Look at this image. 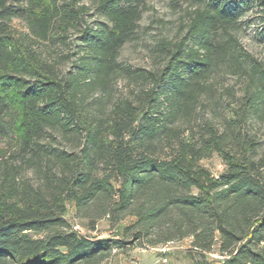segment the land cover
<instances>
[{
    "label": "trees",
    "instance_id": "16d2710c",
    "mask_svg": "<svg viewBox=\"0 0 264 264\" xmlns=\"http://www.w3.org/2000/svg\"><path fill=\"white\" fill-rule=\"evenodd\" d=\"M176 1L189 8L183 33L158 43L164 64L145 72L119 62L144 0H97L107 24L91 23L82 0H0V140L17 148L0 162V264H108L185 240L193 259L217 249L219 264H264L258 143L234 122L222 133L206 123L198 139L183 129L218 73L246 80L243 118L264 117V63L240 42L250 8L264 23V0ZM72 32L74 62L62 75L35 47L70 46ZM122 77L152 87L114 102ZM214 153L226 165L219 177L201 165ZM69 206L92 232L103 220L111 230L133 222L91 237L68 222Z\"/></svg>",
    "mask_w": 264,
    "mask_h": 264
},
{
    "label": "rangeland",
    "instance_id": "374dc122",
    "mask_svg": "<svg viewBox=\"0 0 264 264\" xmlns=\"http://www.w3.org/2000/svg\"><path fill=\"white\" fill-rule=\"evenodd\" d=\"M97 0H82V3L91 7L90 22H99L107 24L103 18H99L94 10ZM143 6L145 10L141 20L138 22V29L134 39L127 43L120 51L119 62L122 65L131 68L133 71L153 72L159 70L164 61L158 57L157 47L162 40H177L182 35L183 25L187 22V13L189 8L186 4L176 0H144ZM262 15L254 9H249L244 17V26L241 33L240 42L244 50L254 58L264 63V42L261 35L264 33V23L261 20ZM12 27L21 33H28L26 25L23 21L15 19ZM79 37L78 32H72L68 43L70 46L61 44H51L48 47H35L37 51H42L52 61L57 63L60 74L67 73L73 66V58H69L74 53V44L77 43L76 38ZM213 96L206 98L204 104L197 111L191 126H184L186 129L185 137L193 135L199 138L204 132L203 127L206 123L213 125L220 133L225 132L228 127L227 122H234V126L242 131L245 139H252L258 143V153L255 160H258L264 154V117L256 118L248 115L243 118L246 107L244 97L247 91V82L244 78L232 75H224L218 73L213 78ZM151 84H144L141 81H131L126 77L120 78L114 90V102L120 99H132L140 93L144 88H151ZM211 99V100H210ZM63 146L68 145L67 142L59 140ZM15 144L9 139L0 140V162L10 158L15 151ZM2 152H6L3 154ZM201 165L207 169L214 177H219L226 171V165L222 157L214 153L210 158L201 162ZM26 177L33 181L31 172L26 173ZM75 209L69 206V212L66 219L72 226H76L84 235L91 237L110 238L115 235L116 231H121L133 220L127 219L119 228L111 230L107 221H100L94 232L89 230L87 222L75 218ZM118 232V233H119ZM190 240L183 241L178 244L171 245L174 255L177 258L182 257L187 264H219L220 257L217 249L212 254L206 256L205 259L195 257L192 258L190 250ZM136 249L123 254L122 260L126 263L132 262L130 259L134 257ZM116 258V257H115ZM112 259L109 263L118 264V260Z\"/></svg>",
    "mask_w": 264,
    "mask_h": 264
},
{
    "label": "crops",
    "instance_id": "0c3cea01",
    "mask_svg": "<svg viewBox=\"0 0 264 264\" xmlns=\"http://www.w3.org/2000/svg\"><path fill=\"white\" fill-rule=\"evenodd\" d=\"M174 244H169L160 248L149 250L136 249L134 252V257L130 259L132 262L129 263H126L125 260H122L124 258L120 254L115 259L118 260V264H187L185 259L182 257L177 258L178 256L174 255L173 249L170 248V246ZM189 248L191 249V247ZM187 253L190 254L192 251H188Z\"/></svg>",
    "mask_w": 264,
    "mask_h": 264
},
{
    "label": "built area",
    "instance_id": "2783aa9c",
    "mask_svg": "<svg viewBox=\"0 0 264 264\" xmlns=\"http://www.w3.org/2000/svg\"><path fill=\"white\" fill-rule=\"evenodd\" d=\"M220 259H222V258L220 257Z\"/></svg>",
    "mask_w": 264,
    "mask_h": 264
}]
</instances>
